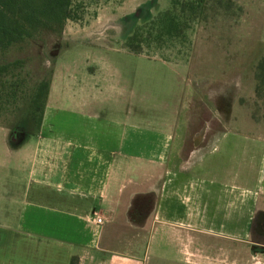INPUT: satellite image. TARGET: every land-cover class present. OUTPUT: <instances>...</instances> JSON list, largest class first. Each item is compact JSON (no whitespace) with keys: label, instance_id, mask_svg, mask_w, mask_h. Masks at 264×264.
I'll list each match as a JSON object with an SVG mask.
<instances>
[{"label":"crops","instance_id":"obj_1","mask_svg":"<svg viewBox=\"0 0 264 264\" xmlns=\"http://www.w3.org/2000/svg\"><path fill=\"white\" fill-rule=\"evenodd\" d=\"M171 1L134 0L119 9L106 2L98 23L104 37L93 44L102 49L88 51L86 101L46 109L40 133L10 146L0 162V264H238L240 237L264 215V141L247 147L258 156L255 189L232 195L225 220L237 242L223 246L214 240L223 236L213 229L217 204L178 165L187 140L175 133L181 123L143 121L119 91L123 57L111 48ZM136 198L149 204L146 216L129 211Z\"/></svg>","mask_w":264,"mask_h":264},{"label":"rangeland","instance_id":"obj_2","mask_svg":"<svg viewBox=\"0 0 264 264\" xmlns=\"http://www.w3.org/2000/svg\"><path fill=\"white\" fill-rule=\"evenodd\" d=\"M108 1L119 9L134 0H75L80 19L68 21L59 34L42 33L0 50V162L23 136L40 133L46 109L54 112L73 97L86 101L88 51L104 37L98 23ZM159 17L173 19L172 36L156 39L163 22L149 27V40L147 29L142 33L138 55L125 42L111 48L123 57L116 64L119 91L129 109L140 107L143 121L163 117L181 123L175 133L184 131L187 140L178 165L196 186H206L203 198L217 204L213 229L223 236L214 240L234 246V224L225 217L233 213L234 193H253L258 156L247 147L264 141V0H172L138 26ZM148 59L175 67L166 71ZM41 83L47 84L46 95L35 103ZM131 210L146 216L150 209L145 198H136ZM245 224L239 221L240 229ZM251 225L240 237L238 264L264 263V215Z\"/></svg>","mask_w":264,"mask_h":264},{"label":"trees","instance_id":"obj_3","mask_svg":"<svg viewBox=\"0 0 264 264\" xmlns=\"http://www.w3.org/2000/svg\"><path fill=\"white\" fill-rule=\"evenodd\" d=\"M76 8L75 0H0V50L42 33L59 34L68 21L80 19ZM164 19L159 17L145 26L136 27L125 41L126 49L134 55L140 54L142 33L147 29L149 40V31H152L149 27L152 29L163 22L167 26L163 25V29L161 27V31H157L156 39L159 40L162 35L172 36L176 32L171 23L173 19ZM46 88V83L40 84L35 103L45 97Z\"/></svg>","mask_w":264,"mask_h":264},{"label":"built area","instance_id":"obj_4","mask_svg":"<svg viewBox=\"0 0 264 264\" xmlns=\"http://www.w3.org/2000/svg\"><path fill=\"white\" fill-rule=\"evenodd\" d=\"M94 222L99 226H102L104 224L103 219L97 214L94 215Z\"/></svg>","mask_w":264,"mask_h":264}]
</instances>
